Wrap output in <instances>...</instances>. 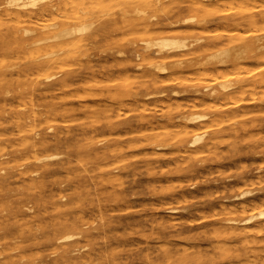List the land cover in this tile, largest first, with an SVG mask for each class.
<instances>
[{"label": "rangeland", "instance_id": "1", "mask_svg": "<svg viewBox=\"0 0 264 264\" xmlns=\"http://www.w3.org/2000/svg\"><path fill=\"white\" fill-rule=\"evenodd\" d=\"M111 1L115 4L105 0L107 9L105 5L97 10L87 7L85 21L94 26L90 33L76 37L81 43L74 39L69 47L61 48V41L29 46L28 38L12 36L10 20H0V38L6 43L0 49V71L5 75L0 82V144L7 147L1 160L24 150L36 160L57 156L35 161L31 172L36 173L30 177L16 170L0 172V264H264V243L215 238L226 225L222 221L235 216L230 211L247 205L245 218L264 211V50L239 66L220 63L233 59L232 46L238 50L258 40L264 43L260 5L264 0H144L150 6L146 29L132 13L123 15L135 0ZM47 4H61V0H47L29 9L36 12ZM57 11L53 14L58 17L46 14L26 23L34 34L80 25L74 15L81 17V11L79 15L71 9ZM49 18L55 21L49 23ZM176 21L181 25L173 26ZM168 36L185 39L187 49L167 59H163L167 54L148 56L155 50L146 52L145 42ZM207 44L211 46L205 48ZM227 49L233 56L212 59ZM51 53L57 55L48 57ZM50 60L53 67L44 68L43 63ZM175 63L181 65L171 68ZM156 64L168 70L162 73ZM58 72L57 80L69 81L50 85L46 77ZM229 72L234 75L227 79ZM178 76L187 81L176 80ZM99 77L115 80L98 85ZM210 79L213 83H203ZM225 82L231 99L221 87ZM212 90L218 96L211 97ZM209 101L214 102L212 109ZM203 104L209 107L202 108ZM194 115L206 118L189 122ZM195 135H204L196 148L190 145ZM31 138L38 142L37 149L20 147L23 139ZM42 141L47 144L42 146ZM210 143L214 147H207ZM247 191L252 196L236 198ZM263 221L257 217L255 225ZM83 223L86 226L81 227ZM67 234H79L76 249L87 246L83 253L67 254L72 246L57 241ZM91 251V259L83 257ZM185 257L189 259L184 261Z\"/></svg>", "mask_w": 264, "mask_h": 264}, {"label": "bare ground", "instance_id": "2", "mask_svg": "<svg viewBox=\"0 0 264 264\" xmlns=\"http://www.w3.org/2000/svg\"><path fill=\"white\" fill-rule=\"evenodd\" d=\"M44 1H47V0H0V20H2L3 21V19L5 20V18L6 19H8V20H10L13 24H14V28H13V31H12V36L13 37H15V38H23V40H24V38H28V39H26L25 41H26V44L27 45H39V44H43V43H46V42H49V41H61V44L60 45H62L61 46V48L62 47H65V46H67L69 43H71L72 41H74V39H75V42H76V37L77 36H81L82 35V37H83V35H85V34H88V33H90L91 32V28L94 26V23L93 22H88V21H85V20H87V16H86V14H85V12H87L86 11V9H87V7L89 6H91L90 8H94V9H96L97 10V8L98 9H101V8H103L104 7V5H105V7L103 8V9H107V7H108V5H107V3H105V0H61V4H57V5H54V4H47V5H44L39 11H36V12H32V11H30V9L29 8H35V7H37L38 6V4L39 3H41V2H44ZM110 2L112 3V4H115L114 3V1H111L110 0ZM117 2V1H116ZM159 2V1H158ZM228 4H230L228 1H226ZM255 2H257V1H255ZM108 3H109V1H108ZM226 3V4H227ZM228 4H227V6H228ZM238 5H239V2L237 3ZM252 4V3H251ZM259 4V3H258ZM258 4L256 3H254V5H256V6H258ZM196 5V4H195ZM225 5V4H224ZM223 5V6H224ZM230 5H232V4H230ZM238 5H236V7L238 8L239 6ZM247 5V4H246ZM261 5V7H262V9L264 8L263 6L264 5H262V4H260ZM259 5V6H260ZM107 6V7H106ZM199 6H201V5H199ZM214 6V5H213ZM226 6V7H227ZM149 5H148V3L146 2V1H144V0H135V2H134V7H132V8H129V7H127V9H125L124 11H123V15L125 16V17H127L129 14H133V17H135L136 18V20L137 21H139L138 23L140 24V25H142L143 26V28L144 29H146V28H148V24H147V22H149L147 19H145L146 18V16H147V10L149 9ZM225 7V8H226ZM233 7V6H232ZM235 6H234V8H236ZM245 7V6H244ZM119 8V7H118ZM204 8H207V7H204ZM219 8V7H218ZM224 8V9H225ZM230 8H231V6H230ZM241 8V7H240ZM251 8H252V6H251ZM255 7L253 6V9H254ZM259 8V7H258ZM67 9H71L72 11L74 10V11H76L75 13H77L78 14V10L79 11H81L83 14L81 15V17H78L77 18V16L76 15H74V18H76V20L78 21V19L80 20V25L79 26H71V27H64V28H61V29H59L58 31H56V32H39V33H37V34H34V31L33 30H31L30 29V26H29V24L28 23H26V21H31V19L32 18H34V17H43L44 15H46V14H50V15H52L53 13H54V11L56 12L57 10H60V12H62L63 13V10H67ZM132 9V10H131ZM207 9H209V7L207 8ZM210 9H212V7L210 8ZM221 9V8H220ZM222 10V11H225V10ZM243 9V8H242ZM247 9V8H246ZM256 9V8H255ZM260 9V8H259ZM92 10V9H91ZM131 10V11H130ZM232 10V9H231ZM236 10H238V9H236ZM245 10V9H244ZM73 11V12H74ZM66 13H67V11H65ZM104 12V11H103ZM106 12V11H105ZM57 13H58V11H57ZM70 13V12H69ZM74 13V14H75ZM223 13V12H222ZM226 13V12H225ZM56 14V13H55ZM55 14H53L51 17L53 18V17H55V16H57V15H55ZM101 14V13H100ZM185 14H186V12H185ZM35 15V16H34ZM70 15V14H69ZM79 15V14H78ZM66 16V15H65ZM64 16V17H65ZM93 16V15H92ZM46 17V16H45ZM58 17V16H57ZM61 17V16H60ZM68 17V16H67ZM46 18H48V17H46ZM71 18V17H70ZM93 18V17H92ZM155 18V16H152V18H150V20L151 19H154ZM39 19V18H38ZM50 19V20H49ZM49 19H47V20H49L48 22L50 23V21L52 20V21H55V19L53 20V19H51V18H49ZM66 19V18H65ZM68 19V18H67ZM66 19V20H67ZM73 20V19H72ZM101 20V19H100ZM193 20V19H192ZM6 21V20H5ZM34 21V20H33ZM52 21H51V23H52ZM191 20H186L185 22H183V24H187V23H189ZM203 21V20H202ZM37 22V21H36ZM45 22H46V20L44 21V24H45ZM48 22H46V23H48ZM70 23V22H69ZM33 24V23H32ZM40 24H41V21H40ZM51 25V24H50ZM49 25V26H50ZM172 25L173 26H175V27H177V26H179V25H181V22L180 21H176V22H173L172 23ZM38 26V25H37ZM40 27H41V25H39ZM57 25L56 24H53L52 25V27H56ZM243 26V25H242ZM5 28V27H4ZM51 28V27H50ZM214 28H215V26H214ZM216 28H217V26H216ZM242 28V30L244 29L243 27H241ZM254 28V27H253ZM41 29V28H40ZM105 28H101V30H104ZM199 29V28H198ZM245 29H246V27H245ZM43 30V29H42ZM186 30V29H185ZM189 30V29H188ZM187 30V31H188ZM222 30V29H221ZM229 30V29H228ZM236 30V29H235ZM247 30H248V26H247ZM249 30H251V29H249ZM253 30V29H252ZM255 30V29H254ZM259 30H261L260 28H259ZM148 31V30H147ZM174 31V30H173ZM173 31H170L169 30V33H171V32H173ZM190 32H191V29L189 30ZM198 31H200V30H198ZM206 31H207V29H206ZM205 31V32H206ZM211 31V30H210ZM218 31V30H217ZM217 31H213V32H216L215 34H217ZM226 30H222V32H225ZM238 31H239V29H238ZM218 32H221V31H218ZM228 32H230L231 33V35H232V33H233V31L232 30H230V31H226V33H228ZM241 32V31H240ZM250 32V31H249ZM249 32L247 33V34H249ZM257 32V31H256ZM258 32H260V31H258ZM257 32V33H258ZM262 32V31H261ZM125 33V32H124ZM136 33V34H135ZM134 34L135 35H139V34H137V32H135ZM140 33V32H139ZM155 33H156V31H155ZM174 33V32H173ZM201 33V32H200ZM211 33H212V31H211ZM229 33V34H230ZM242 33V32H241ZM246 33V32H245ZM244 32L242 33V34H245ZM252 33H255V32H252ZM134 34H132V35H134ZM149 34H152L151 32H149ZM214 34V33H213ZM234 34V33H233ZM238 34V36H240V34L239 33H237ZM241 34V35H242ZM140 35H146V33L144 32V33H141ZM160 35V34H159ZM236 35V34H235ZM246 35V34H245ZM128 36V35H127ZM131 36V35H130ZM237 36V35H236ZM129 37V36H128ZM79 39V38H78ZM124 39V38H123ZM258 39V38H257ZM263 39V38H262ZM16 41V40H15ZM78 41V40H77ZM198 42H199V40H197ZM234 41H238V40H235L234 39ZM3 42H5V39H1L0 38V49H2L3 47H4V45H6V43H3ZM79 42L81 43V41L79 40L76 44H79ZM51 43V42H50ZM53 43V42H52ZM74 42H72V44H73ZM210 43H212V42H210ZM75 44V45H76ZM230 44V43H229ZM211 45H209V44H207V45H205V48H208V47H210ZM28 47V46H27ZM67 47H69V45L67 46ZM187 44H186V40L185 39H180V38H177V37H174V36H168V37H162V38H160V39H155V40H150V41H146L145 42V48H144V50L146 51V52H152L153 50H155L153 53H150L148 56H151V55H153V56H160V55H162V54H167V56H165V57H163V59H167V58H169V56L170 57H174V56H176L178 53H181V52H183V51H185L186 49H187ZM236 47V46H235ZM42 48V47H41ZM50 48H51V46H50ZM200 48H203V47H200ZM239 48V46H237L236 47V49H238ZM4 49V48H3ZM52 49V48H51ZM50 49V50H51ZM59 49H60V47H59ZM234 51V53H235V55L233 56V54H232V51ZM231 50H224V51H222V52H220V53H218V54H215V55H213L212 56V59H217L218 57H230V56H233V59L231 60V61H224V60H222L220 63L222 64V65H226V64H228V63H232L233 65H238V64H240L241 62H243L244 60H251V59H253L254 57H255V55L258 53V52H261V51H263L264 50V43H262V41H260V40H258L256 43L254 42V43H251V44H248V45H246L244 48H241V49H238V50H234V48H233V46H232V49ZM30 51V50H29ZM35 51V50H34ZM54 51V50H53ZM37 52V51H36ZM36 52H34V53H36ZM52 52V51H51ZM28 53H32V51H30V52H28ZM44 53V52H43ZM57 55V53H51V54H48V55H45L46 57L48 56V57H51V56H53V55ZM58 54H60V52H58ZM30 56V58H31V54H29ZM34 55V54H33ZM183 55V54H182ZM24 56H25V54H24ZM43 57L42 56V58H46V57ZM92 56V55H91ZM90 56V57H91ZM55 57V56H54ZM57 57V56H56ZM183 57V56H182ZM15 58V57H14ZM41 58V57H40ZM26 59H27V56H26ZM151 59V58H150ZM10 60V59H9ZM53 60V59H52ZM52 60H50V61H47V62H45V63H43V66H44V68L46 67V68H52L53 67V62L54 61H52ZM161 60V59H160ZM14 61H15V59H14ZM156 60H152V62L153 63H156L155 62ZM121 62V61H120ZM163 62H164V60H163ZM1 63V62H0ZM179 63V62H178ZM172 64V66H171V68H177V67H179L181 64ZM62 65V64H61ZM60 65V66H61ZM154 65V64H153ZM241 65V64H240ZM248 65V64H247ZM2 66V65H1ZM59 65H58V68L60 67ZM77 66V65H76ZM239 66V65H238ZM249 66V65H248ZM263 66V65H262ZM16 67H18V66H16ZM62 67V66H61ZM67 67V66H66ZM75 67V66H74ZM243 67V66H242ZM246 67V66H245ZM251 67H253V66H251ZM264 67V66H263ZM141 68V67H140ZM156 68L157 69H159L162 73L163 72H166L168 69H167V67H165L164 65L163 66H160V65H157L156 64ZM170 68V69H171ZM232 68V67H231ZM236 68V67H235ZM250 68V67H249ZM255 68V67H254ZM253 68V69H254ZM206 69V68H205ZM234 69V68H233ZM242 69V68H241ZM246 69H247V67H246ZM19 70V69H18ZM212 70V69H211ZM236 70H237V68H236ZM235 70V71H236ZM243 70H245V68L243 67ZM248 70V69H247ZM247 70H245L246 72H247ZM255 70V72H256V68L254 69ZM213 71V70H212ZM225 71V70H224ZM238 71H240V68L237 70V72ZM231 72V71H230ZM229 72V75H228V77H226L227 79L229 78V76H233V75H231V73ZM252 72H254V71H252ZM252 72H250L249 71V73H252ZM43 73V72H42ZM234 73H236V72H234ZM240 73H241V71H240ZM59 74H60V72H58V73H56V74H52V75H48L47 77H46V81L47 82H49L50 83V85L51 84H63V83H67L68 81H69V78H62L61 80H57L58 79V77H59ZM127 74V73H126ZM194 74V73H193ZM208 74V73H207ZM206 74V77H207V79L209 78L208 77V75ZM246 74V73H245ZM118 75V74H117ZM194 75H196V74H194ZM204 75V74H203ZM210 75H211V72H210ZM214 75V74H213ZM217 75H219V76H223L224 75V73L222 74L221 73V75L220 74H217ZM226 75V74H225ZM238 75V74H237ZM239 75H242V74H239ZM123 76H124V74H123ZM188 76H190V74L188 75ZM202 76V75H201ZM261 76H263L262 74H261ZM37 77V76H36ZM42 77H44V76H42ZM122 77V76H121ZM120 77V78H121ZM127 77V79L129 78L128 76H126ZM125 77V78H126ZM175 77V76H174ZM173 77V78H174ZM198 77H199V75H198ZM203 77V76H202ZM205 77V76H204ZM224 77V78H225ZM253 77H254V75H253ZM100 79H101V77H99ZM120 78L119 79H117L115 82H117L118 80H120ZM124 78V77H123ZM123 78H121V79H123ZM131 78V77H130ZM181 78H182V82H186L187 81V78H185L186 79V81H184L185 79L181 76ZM179 76H178V78L176 79V80H178L179 81V79H181ZM193 78H194V76H193ZM193 78L191 79V78H189V82L190 81H192V82H190V83H193ZM201 78V77H200ZM213 79H214V81L217 79L218 80V78L216 77L215 78V76L214 77H212ZM220 78H222L223 80H224V78L223 77H220ZM3 79H5V75L3 74V72H1L0 71V82L3 80ZM103 79V78H102ZM101 79V82H99L98 83V85H102L105 81H106V79H105V81L104 80H102ZM134 79V78H133ZM142 79V78H141ZM146 79V78H145ZM184 79V80H183ZM199 79V78H198ZM197 79V77H195V79L194 80H198ZM206 79V78H205ZM212 79V80H213ZM112 80V79H111ZM114 80H115V78H114ZM114 80H112V81H106L105 83L107 84L108 82H109V84L111 83V82H114ZM123 80H126V79H123ZM131 80H132V78H131ZM175 80V79H174ZM173 79H172V82L174 81ZM175 80V81H176ZM216 80V81H217ZM98 81H100V80H98ZM98 81H96V82H98ZM104 81V82H103ZM169 81H171V80H166L165 82H167V83H169ZM205 81H207V83H209V81L211 82V83H213L212 81H211V79L210 80H204V82L203 83H206ZM52 82V83H51ZM55 82V83H54ZM90 82V81H89ZM103 82V83H102ZM120 82H122V81H120ZM125 82V81H124ZM195 82V81H194ZM197 82V81H196ZM198 82L199 83H201L200 82V79L198 80ZM91 83V82H90ZM131 83V82H130ZM171 83V82H170ZM211 83H209V84H211ZM89 83H87V85H88ZM216 85V84H215ZM219 85V84H218ZM139 86V85H138ZM220 86V85H219ZM141 87V86H140ZM221 87H222V89L224 90V92H226L227 94L225 95V97H228L229 96V92H230V85H227L226 84V82L225 83H221ZM220 87V88H221ZM241 87H243V85L241 86ZM207 88V87H206ZM209 88V87H208ZM251 88V87H250ZM264 88V87H263ZM64 89V88H63ZM205 90V89H204ZM263 90V89H262ZM205 91H209V89H206ZM88 92V91H87ZM94 92V91H93ZM145 92V91H144ZM7 94V93H6ZM78 94H79V92H78ZM81 94V93H80ZM79 94V95H80ZM175 94H176V92H175ZM240 94H242V93H239V96H240ZM44 95V94H43ZM83 95V94H82ZM162 95V94H161ZM237 95H238V93H237ZM65 96V95H64ZM210 96L211 97H216V96H218V93L216 92V91H214V90H212L211 91V94H210ZM234 96H236V93H235V95ZM256 96V95H255ZM75 97V96H74ZM76 98V97H75ZM78 98V97H77ZM200 98V97H199ZM229 98H230V96H229ZM229 98H227V99H229ZM255 98V97H254ZM48 99V98H47ZM61 99H62V97H61ZM63 99H65V98H63ZM112 99V98H111ZM231 99V98H230ZM229 99V100H230ZM237 99H238V97H237ZM243 99V98H242ZM56 100V99H55ZM189 100V99H188ZM201 99H199V101H200ZM218 100V99H217ZM232 100H233V98H232ZM244 100V102H245V99H243ZM254 100H256V99H254ZM253 100V101H254ZM128 101V100H127ZM173 101H174V99H173ZM177 100H175V102H176ZM202 101V100H201ZM204 101V100H203ZM221 101V100H220ZM231 101V100H230ZM239 100H237V102H238ZM248 101V100H247ZM250 101H252V100H249L248 102H250ZM64 102V101H63ZM126 102V101H125ZM129 102V101H128ZM171 102H172V100H171ZM181 102V101H180ZM187 102H189V101H185V103H187ZM222 102V101H221ZM226 102H227V100H226ZM232 102H234V101H232ZM43 103V102H42ZM101 103V102H100ZM104 103V102H103ZM108 104H110L109 102H107ZM168 103V105H169V102H167ZM167 103H161L162 105L163 104H167ZM190 103V102H189ZM200 103V102H199ZM202 103V102H201ZM208 103V102H207ZM212 103H214V102H212ZM212 103H210V101H209V106H210V104H212ZM225 103V102H224ZM229 103H231V102H229ZM239 104L240 103H242V101L241 102H238ZM246 103V102H245ZM140 104V103H139ZM191 104V103H190ZM205 104V103H204ZM203 104V105H204ZM220 104V103H219ZM222 104V103H221ZM18 105V104H17ZM82 105H86V103L85 104H82ZM121 105V104H120ZM167 105V106H168ZM197 105V104H196ZM217 105H218V103H217ZM223 105V104H222ZM227 105L228 106H232V103H231V105L230 104H228L227 103ZM233 105H234V103H233ZM238 105V104H237ZM109 106V105H108ZM128 106V105H127ZM131 105H129V107H130ZM159 106V105H158ZM157 106V107H158ZM165 106V105H164ZM202 106V105H201ZM207 107L208 105H204V106H202V108L203 107ZM208 106V107H209ZM221 106V105H220ZM224 106V105H223ZM2 107V106H1ZM65 107V106H64ZM97 107V106H96ZM101 107V106H100ZM99 107V108H100ZM118 107H119V105H118ZM128 107V108H129ZM132 107V106H131ZM156 107V106H155ZM154 107V108H155ZM199 108H200V106H198ZM198 107H196L197 109H198ZM207 107V108H208ZM211 107V109H212V105L210 106ZM226 106H224L223 108H225ZM71 108V107H70ZM88 108H89V106H88ZM94 108V107H93ZM101 108H103V107H101ZM124 108V107H123ZM159 108V107H158ZM162 107H160L159 109H161ZM194 108V107H193ZM195 108V109H196ZM213 108H216V107H214L213 106ZM72 109V108H71ZM82 109H83V107H82ZM84 109H85V107H84ZM166 109H170V108H166ZM185 109V108H184ZM192 109V108H191ZM205 109V108H204ZM210 109V108H209ZM242 109V108H241ZM158 110V109H157ZM162 110V109H161ZM119 111V110H118ZM144 111V110H143ZM152 111V110H151ZM163 111V110H162ZM161 111V112H162ZM160 112V113H161ZM263 112V111H262ZM261 112V114H264V112L262 113ZM35 113V112H34ZM34 113H32V114H34ZM94 112H92V114H93ZM102 113V112H101ZM122 113V112H121ZM156 113H158V112H156ZM90 114V113H89ZM91 114V115H92ZM96 113H94V115H95ZM35 115V114H34ZM93 115V116H94ZM97 115V114H96ZM125 115H127V113H125ZM227 115V114H226ZM225 115V116H226ZM90 116V115H89ZM92 116V117H93ZM248 116V115H247ZM192 117V116H191ZM205 118H206V116H204V115H197V116H195L194 115V117H192V118H190V119H188L189 120V122H200V121H203V120H205ZM226 118H227V116H226ZM231 118V117H230ZM235 118H237V117H235ZM235 118H232V119H226L227 121H223V122H228V120L231 122L233 119H235ZM239 118V117H238ZM237 118V119H238ZM220 119H222L221 117H219V120ZM0 120H1V116H0ZM87 120H89V119H87ZM92 120V119H91ZM187 120V121H188ZM223 120V119H222ZM222 120H220V121H217V122H219V124L220 123H222ZM216 121V120H215ZM214 121V122H215ZM1 122V121H0ZM17 122H18V120H17ZM50 122V121H49ZM94 122H96V121H94ZM71 123V122H70ZM76 123V122H75ZM74 123V124H75ZM1 124V123H0ZM199 124V123H198ZM205 124V123H204ZM216 124V123H215ZM252 125H253V123H251ZM185 125V124H184ZM203 125V124H202ZM222 125V124H221ZM209 126V125H208ZM207 126V127H208ZM245 126V125H244ZM216 127V126H215ZM176 128V127H175ZM206 128V127H205ZM211 128V127H210ZM213 128V127H212ZM168 129V128H167ZM173 129H174V127H173ZM177 130H179L178 128H176ZM219 129V128H218ZM67 130V129H66ZM190 130H191V128H190ZM196 130V129H195ZM202 131H203V129H201ZM204 130H206V129H204ZM151 131V130H150ZM218 131V130H217ZM193 132V131H192ZM198 132H200V131H198ZM110 133V132H109ZM175 133V132H174ZM194 133V132H193ZM258 133V132H257ZM132 134H134V133H132ZM176 134H177V132H176ZM175 134V135H176ZM179 134V133H178ZM37 135H39V134H37ZM205 135V134H204ZM204 135H195V136H193L194 138H193V140L190 142V145L192 146V147H194V148H196L198 145H200L201 143H202V141H203V139H204ZM226 135V134H225ZM259 135H260V133H259ZM35 136H36V133H35ZM250 135H248V137H249ZM252 136V135H251ZM255 136H257V134L256 135H254V137ZM175 137V136H174ZM173 137V138H174ZM177 137H178V135H177ZM102 138V137H101ZM172 138V139H173ZM228 139L230 138V137H227ZM228 139L225 141V142H227L228 141ZM237 140V139H236ZM22 143L20 144V147H22L23 149L24 148H28V147H31V148H33L34 150L35 149H37V145H38V142H36V140H35V138H31V139H23L22 141H21ZM221 143V142H220ZM40 144L42 145V146H45L46 144H47V142H45V141H42V142H40ZM211 145H207V147H209V146H211V147H214V143H210ZM165 145V144H164ZM163 145V146H164ZM162 147V146H161ZM160 147V148H161ZM17 150H22V149H17ZM183 150H184V148H183ZM182 151V150H181ZM203 151V150H202ZM207 151V150H206ZM6 152H7V147L6 146H4V145H1L0 144V172H2V171H7V170H16V171H18L19 172V175L20 176H26V177H30L32 174H35L36 172H31V166H34L33 164L35 163V161H37V162H46V161H51V160H53V159H55L57 156H45V157H42V158H39L38 160H36V156L34 155V156H30V155H27V152L24 150V151H21L20 153H15V154H13L12 156H11V158H10V160H8V161H2L1 160V158H3V157H5L6 156ZM146 152V151H145ZM147 152H148V150H147ZM151 152V151H150ZM158 152V151H157ZM160 152V151H159ZM181 153V152H180ZM189 153V152H188ZM149 154V153H148ZM174 154H176V152L174 153ZM185 154V153H184ZM198 154V153H197ZM199 154H201V153H199ZM198 154V155H199ZM224 154V153H223ZM151 155V154H150ZM160 155V154H159ZM138 156V155H137ZM157 156V155H156ZM147 157V156H146ZM150 157V156H149ZM161 157V156H160ZM206 157V156H205ZM208 157V156H207ZM151 158V157H150ZM149 158V159H150ZM217 158V157H216ZM220 163V162H219ZM261 165H263V164H261ZM3 166H5V167H3ZM170 168V167H169ZM218 169V168H217ZM257 171V170H256ZM205 173V172H204ZM246 173V172H245ZM205 175H206V173H205ZM220 175V174H219ZM126 177V176H125ZM196 178V177H195ZM220 178H221V176H220ZM103 180V179H102ZM101 180V181H102ZM197 182V181H196ZM250 182V181H249ZM103 183H105L104 181H103ZM225 183V182H224ZM223 183V184H224ZM238 183V182H237ZM146 184V183H145ZM159 184V183H158ZM226 184V183H225ZM105 185H106V183H105ZM251 185H253V184H251ZM121 186H122V184H121ZM196 187V186H195ZM253 187V186H252ZM118 188H119V186H118ZM224 188H225V186H224ZM166 189V188H165ZM206 189V188H205ZM202 190H204V189H202ZM226 190V189H225ZM206 191V190H205ZM228 191V190H227ZM77 192V191H76ZM100 192V191H99ZM202 196V195H201ZM249 196H252V194H251V191H247V192H244V193H241L240 195H238L236 198H238V199H240V200H244V199H246L247 197H249ZM65 198V197H64ZM99 199V198H98ZM140 199V198H139ZM200 200V199H199ZM117 201H118V199H117ZM162 201H165V200H162ZM103 202H104V200H103ZM171 202V201H170ZM180 202V201H179ZM118 203V202H117ZM199 204V203H198ZM197 204V205H198ZM236 204H238V203H236ZM260 204V203H259ZM109 205V204H108ZM167 205V204H166ZM165 205V206H166ZM110 206V205H109ZM116 206V205H115ZM144 206V205H143ZM142 206V207H143ZM199 206H200V204H199ZM232 206V205H231ZM238 206V205H237ZM247 206V205H246ZM246 206H240V208L239 209H235V210H233V211H228L229 213H231V214H234L235 216H233V217H231V218H227V219H224L222 222L223 223H226V225H225V227H224V229L222 230V232H220V231H218L216 234H215V238L217 239V240H223V239H226V240H237V241H240L242 244H256V245H259V244H262V243H264V221L263 222H261V223H257L256 225H255V222H256V219H257V217L258 218H260V219H264V211L263 212H261L258 216H250V217H247V218H245L243 215L246 213V211H247V207ZM25 208V207H24ZM248 208H249V206H248ZM127 209V208H126ZM125 209V210H126ZM118 210V209H117ZM257 210V209H256ZM123 211V210H122ZM127 211V210H126ZM203 211V210H202ZM205 212V211H204ZM215 212V211H214ZM115 213V212H114ZM203 213V212H202ZM43 214V213H42ZM205 214V213H204ZM199 215V214H198ZM214 215V214H213ZM32 216V215H31ZM74 216V215H73ZM203 216V215H202ZM222 216V215H221ZM79 217V216H78ZM214 217H215V215H214ZM83 218V217H82ZM192 218V217H191ZM202 218V217H201ZM200 218V219H201ZM192 220H194V218L192 219ZM204 220V219H203ZM85 221V220H84ZM174 221V220H173ZM172 221V222H173ZM200 221V220H199ZM151 222H153V221H151ZM171 222V223H172ZM176 222V221H175ZM221 222V223H222ZM191 223V222H190ZM195 223V222H194ZM174 224V223H173ZM204 225H205V223H203ZM84 226H86V224H81V227H84ZM256 226H258V228L257 229H255L254 227H256ZM156 227V226H155ZM207 227V226H206ZM158 228H161V227H158ZM211 228H212V226H211ZM68 231V230H67ZM66 231V232H67ZM123 233H124V231H122ZM172 232V231H171ZM209 232H210V230H209ZM82 233V232H81ZM80 233V234H81ZM79 235V234H78ZM78 235H74V234H67L66 236H64V237H60V238H58V242L59 243H68V244H70V246H72V250H69V251H67V254L69 255V254H71V253H75V252H82L81 250H84L85 248H87V246H84V247H79L78 249H76L77 248V242L75 241L76 239H77V237H78ZM205 236V235H204ZM207 236V235H206ZM213 236H214V234H212V238H213ZM199 239H200V237H199ZM142 240H143V238H142ZM144 240H146V239H144ZM131 241V240H130ZM129 243V242H128ZM209 243V242H208ZM210 244V243H209ZM211 245V244H210ZM127 246H129V245H127ZM178 246V245H177ZM213 246V245H212ZM66 247V246H65ZM135 247V246H134ZM69 248V247H68ZM185 248V247H184ZM183 248V249H184ZM206 248V247H205ZM213 248V247H212ZM126 249V248H125ZM181 249V248H180ZM191 250V249H190ZM5 251V250H4ZM186 251V250H185ZM215 252V251H214ZM83 253V252H82ZM92 251L91 252H86L84 255H83V257H86V258H89V259H91L92 257ZM128 253V252H127ZM140 254V253H139ZM181 254V253H180ZM223 254V253H222ZM233 253L231 252V255H232ZM141 256V255H140ZM181 256V255H180ZM211 256V255H210ZM235 256V255H234ZM160 258V257H159ZM170 259H172L173 258V256H172V254H170V257H169ZM263 258V257H262ZM78 259H79V257H78ZM189 259V257H185V260L184 261H187ZM211 259H212V257H211ZM225 260V259H224ZM262 261H263V259H262ZM225 262V261H224ZM4 263V262H3ZM248 263V262H247ZM143 264V263H142ZM162 264V263H161ZM243 264H244V262H243Z\"/></svg>", "mask_w": 264, "mask_h": 264}]
</instances>
